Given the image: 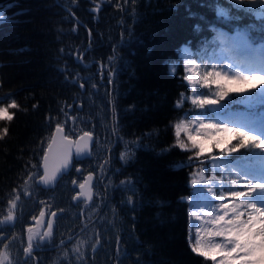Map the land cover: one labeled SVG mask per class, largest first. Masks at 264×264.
<instances>
[{
	"label": "trees",
	"instance_id": "16d2710c",
	"mask_svg": "<svg viewBox=\"0 0 264 264\" xmlns=\"http://www.w3.org/2000/svg\"><path fill=\"white\" fill-rule=\"evenodd\" d=\"M97 4L99 11H91ZM232 4L0 0L5 18L0 22V106L12 99L19 105L10 109L12 121H0V129H8L0 139V220L8 214L10 200L17 205L14 219L0 223V236L7 237L0 247L8 244L14 264L26 259L35 264L23 256L24 228L36 214L34 179L57 124L69 136L89 131L98 145L116 144L109 156L107 198L96 220L90 223L102 197L97 209L89 210L71 203L72 194L57 202L52 193L49 208L64 211L58 230L63 237H74L35 253L38 264H212L192 253L188 241L186 199L194 197L190 175L202 165L189 160L192 152L174 147L175 124L193 111L189 101L176 107L182 92H192L183 79L179 53L184 45L194 54L201 51L214 34L213 26L233 31L253 24L250 39L264 41V20ZM217 7L240 19L223 20ZM173 63L178 64L175 75L170 74ZM197 91L204 88L198 85ZM257 107L251 111L260 116L264 105ZM125 152L129 156L122 159ZM248 154L241 150L231 157ZM101 155L95 147L93 157ZM105 158L102 167H87V161V172L102 175ZM201 159L210 162L206 155ZM70 185L65 177L59 187L66 193ZM28 191L31 197L26 199Z\"/></svg>",
	"mask_w": 264,
	"mask_h": 264
},
{
	"label": "snow or ice",
	"instance_id": "6c2138e0",
	"mask_svg": "<svg viewBox=\"0 0 264 264\" xmlns=\"http://www.w3.org/2000/svg\"><path fill=\"white\" fill-rule=\"evenodd\" d=\"M232 7L245 12L259 7L256 16L264 20V0H239L233 2ZM99 9L100 5L97 4L91 11L97 12ZM216 13L226 21L240 19L224 7H217ZM4 19L0 14V22ZM196 27L199 30L200 26ZM255 27L250 24L244 30L237 29L235 36H230L213 26L215 36L211 41V52L206 45L195 54L187 46L179 53L185 60L186 74L183 79L191 87L192 93L186 95L182 92L176 107L180 108L190 101L193 111L188 114L191 118L186 116L175 124L174 147L192 152L190 161L195 159L205 165L201 157L206 155L211 162V175H206L209 171L207 166L192 173L191 184L198 187H195V199L190 204L189 214L190 221L194 217L199 223L190 222L189 247L192 253L212 264H264V155L256 151L264 154V113L257 116L251 111L256 105H264V41L254 45L249 40L248 31ZM261 30L264 31V27ZM177 68L178 64H171L170 74L175 75ZM255 80L260 81L259 85H253L258 91L250 92L245 85ZM197 85L208 89V92L197 91ZM233 94L239 99H234ZM233 104H242L246 110L233 111ZM18 108L14 99L0 106V121H12L14 113L10 109ZM7 132L6 127L0 129V139ZM182 134L186 142L181 139ZM57 136L60 138L59 155L50 172L49 153L53 144L57 143ZM92 139V134L84 131L78 139L72 140L65 134L64 125L57 124L52 142L44 153V175L39 180L44 184L55 180L58 173L69 167L73 150L77 158L87 154ZM241 150L249 154L229 158ZM128 156L127 152L121 154L122 159ZM76 171L80 173L81 169L77 168ZM92 179L89 174L84 182L78 184L81 190L79 195L88 200L92 198L91 188L88 187ZM226 180L228 183H225ZM73 184H77V180H73ZM16 206L14 200L9 201L10 210L0 223L14 219ZM45 215L42 209L40 218ZM56 215L55 212L51 213L52 217ZM38 223H46L47 230L37 234L40 241H45L53 234V220L41 219ZM191 229L195 230L194 238ZM28 232V245L24 253L26 258L31 259L36 237L32 234V228ZM5 239L7 237L0 236V243ZM61 243L64 244V241ZM0 264H10L7 245L0 250Z\"/></svg>",
	"mask_w": 264,
	"mask_h": 264
},
{
	"label": "flooded vegetation",
	"instance_id": "af4514ba",
	"mask_svg": "<svg viewBox=\"0 0 264 264\" xmlns=\"http://www.w3.org/2000/svg\"><path fill=\"white\" fill-rule=\"evenodd\" d=\"M82 92H84V88H80ZM73 104H76V109L77 110H80L77 108V105L80 104L78 102V100H74L73 101ZM70 108V109H69ZM68 108V111H72V107L70 106ZM83 133V132H81ZM81 133H79L78 135H80ZM91 133V132H90ZM66 134V132H65ZM92 134V133H91ZM78 135L76 136H69L71 138H76ZM93 138H94V141H93V146H92V156L91 158H85V159H82V160H79V161H74L73 164H72V168L70 169V171L68 172L67 175H64L59 181L58 183L56 184L55 188L53 189H43L39 186H36L35 184V180L40 176L41 174V171H40V174L34 179V188L36 190V206H35V210H36V214H34L33 216H31L27 223H26V226L24 228V245H23V256L24 258L26 257L25 256V253H24V248L27 247L28 245V235H29V232L27 231V229L29 228H32L35 226L34 223H31V220L33 219V217H38V215L40 214V211L43 209L45 212H46V215H45V221H47L49 219V216L52 212H58V211H62L64 213L63 210H51L49 207H51V204H50V201L53 200V196H52V193H55V201L57 202H61L63 200H67L69 199V196L72 194V196L70 197V202H72V198L73 196L77 193V189H76V186L84 179V176L88 173H92L93 174V183H92V200L89 204H86L84 200H80V201H77L75 203H82L83 206L89 208V210H91L90 208L92 209H97V206L98 204L100 203L99 200L101 199L102 197V202H101V206L99 207L98 211L96 212L95 216L91 218V222H93L94 220H96L100 214H101V211L104 207V204H105V200L107 198V187H108V183H109V172H110V159H109V156H110V153L113 149V147L115 146L116 144V141H113V144H110L109 142H102L101 145H98L99 144V140L97 141L95 135H93ZM103 138H101L102 140ZM47 146V145H46ZM97 147V152H99V155L103 154L106 158V164L103 165V168L104 169V172L102 173V175H99L98 173L96 172H87L86 170V167H85V163L87 161H90L88 165H86L87 167L92 165L95 163L94 161L96 159L93 157L94 155V148ZM46 149V148H45ZM45 151V150H44ZM44 154V153H43ZM43 156V155H42ZM103 157V156H102ZM93 158V159H92ZM42 159V158H41ZM103 162V160H102ZM101 162V163H102ZM41 164V162H40ZM91 166V167H92ZM101 167H102V164H101ZM77 168H80L81 169V172L78 173L76 171ZM39 170H40V165H39ZM69 178V180L71 181V185H70V190L69 191H65L66 193L63 192V188L62 186L59 187V184L61 182V180L63 178ZM73 180H77V184H73ZM68 183V180H64L63 183ZM59 187V188H58ZM28 194V196H27ZM46 194L48 196H46ZM51 196V199L48 200L47 198ZM31 197V193L28 191L25 193V198L28 199ZM43 202V203H42ZM53 202V201H52ZM74 204V203H73ZM63 213L58 215L55 219H54V227H53V234L51 237H49L48 239H46L45 241H40L38 239V236L37 234L38 233H42L43 231H46L47 227H46V223L43 224L42 226V229L40 231H33V235L34 237V240H33V243L36 245V247L33 249V253H32V258L35 262V264H38V260L36 258V255L35 253H40V252H43V251H47V250H53L57 247H59L62 243L61 241H68L70 239H72L74 236L71 235V236H64L63 237V233L59 232L58 230V227H60V223H61V219L60 218H63ZM85 219V218H83ZM79 233V232H78Z\"/></svg>",
	"mask_w": 264,
	"mask_h": 264
},
{
	"label": "water",
	"instance_id": "95a60500",
	"mask_svg": "<svg viewBox=\"0 0 264 264\" xmlns=\"http://www.w3.org/2000/svg\"><path fill=\"white\" fill-rule=\"evenodd\" d=\"M80 88H83V87H81V85H80ZM77 108L80 109V108H81V104H78V105H77ZM69 109H70V108H69ZM55 128H56V127H55ZM55 128H54V130H53V132H52V135H51V137H50V140H49V142H48V144H47L45 150L48 149V145H49V143L52 142V136H53V134H54V132H55ZM82 134H83V133H81L80 135H82ZM80 135H78L76 138H71V137H70V138H71L72 140H76V139H78V137H79ZM92 137H93V136H92ZM93 141H94V138L92 139V141L89 142V149H88V153H87V154H84V155H82V156H80V157L77 158V157L75 156V152H74V150H73V158H72V160H71V162H70L69 167H68L67 169H65V170H62L60 173H58L56 179L53 180V181H51V182L48 183V184H44L42 181L39 180V177L44 175V168H43L44 154H43L42 159H41V164H40V171H41V174H40V176L35 180V184H36V186H39V187H41V188H43V189H53V188H55V186H56V184L58 183V181H59L64 175H67V174H68V172H69L70 169L72 168V164H73L74 161H79V160H82V159H85V158H91V156H92V146H93ZM59 143H60V138H59V136H57V143L53 144V148H52L51 152L49 153V171H50V172H51L52 167L55 165L56 160H57L58 155H59V151H58V149H59ZM44 153H45V151H44ZM89 174H91L92 177H93V174H92V173H88V174H86V175L84 176V179H83L80 183L84 182V181H85V178H86ZM93 178H94V177H93ZM92 183H93V179H92V181L90 182V184L88 185V187L91 188V191H92ZM76 189H77V193L73 196V198H74V197H77V199H73V198H72V202L75 203V202H77V201L84 200L86 204H89V203L91 202L92 198H91V200H88V199H86L84 196L79 195L80 192H81V190H80V188H79L78 185L76 186ZM92 192H93V191H92ZM27 196H28V194H27ZM55 213L57 214L55 217H52L51 214H50V216H49V219H52V220H53V227H54V219H55L58 215L62 214L63 212H62V211H58V212H55ZM41 219L45 221V217L40 218V214H39L38 217H37V219H35V220L32 219V220H31V223H34V224H35V226L32 227V230H33V231H40V230L42 229V226H43L44 223H38V220H41ZM46 230H47V229H46ZM27 231H28V229H27Z\"/></svg>",
	"mask_w": 264,
	"mask_h": 264
},
{
	"label": "rangeland",
	"instance_id": "374dc122",
	"mask_svg": "<svg viewBox=\"0 0 264 264\" xmlns=\"http://www.w3.org/2000/svg\"><path fill=\"white\" fill-rule=\"evenodd\" d=\"M232 3L233 2H239V0H230ZM260 11V9H259V7H257L254 11H252L253 13H255V15H254V17L255 18H257V16H256V12H259ZM221 31H224V32H226V33H228L230 36H235L236 35V31H237V29H240V30H244L243 28H235L233 31H228V30H226V29H223V28H219ZM214 36H215V33L213 34V36L211 37V40L208 42V47H209V52H211V48H212V46H211V41L213 40V38H214ZM248 38H249V40L254 44V45H259L261 42H255V41H253L252 39H250V36H249V34H248ZM185 46H187V45H184V46H182L181 47V50L185 47ZM188 47V46H187ZM180 50V51H181ZM203 50V49H202ZM180 56V55H179ZM180 59H181V67H182V69H183V73H184V75L186 74L185 73V67H184V65H185V60L180 56ZM201 71H202V69H201ZM184 77V76H183ZM257 81H259V80H255V82L254 81H252L251 83H249V84H247V85H245V87H247L248 89H249V91L250 92H256V91H258V88H255V87H253V85H259V83H260V81L257 83ZM187 84V83H186ZM198 86V85H197ZM188 87L191 89V87L188 85ZM192 90V89H191ZM204 92L206 93V92H208V89H204ZM192 93V92H191ZM191 93L189 94V95H191ZM233 98L234 99H239V97L238 96H235V94H233ZM190 102V101H189ZM258 105H256L255 106V108L254 109H252V110H257L258 108H260V107H257ZM236 107H240V109H237ZM241 108H244V109H241ZM232 110L233 111H245L246 110V108H245V106L244 105H242V104H233L232 105ZM262 113H264V112H262ZM188 116V118H191L189 115H187ZM185 117L186 116H183L180 120H182V119H185ZM179 120V121H180ZM182 137H183V139H185V142H186V138L183 136V134H182ZM259 155H264V154H259ZM103 154L101 155V156H98L97 157V159L94 161L95 163L93 164V166L95 165L96 167H99L102 163V160H103ZM238 156H233V157H229V158H237ZM250 163H256L255 161H249ZM210 164H211V162H209L208 164H205V165H202V166H207L208 168H209V171L206 173V175H211V168H210ZM202 166H200V167H202ZM199 167V168H200ZM198 169V168H197ZM197 169H195V171L197 170ZM191 176V179L193 178L192 177V174L190 175ZM225 183H228V181L226 180L225 181ZM192 185V184H191ZM192 187H193V193H194V197L192 198V199H186V201H187V203H188V209H187V212H188V241H189V234H190V222L192 223V224H198L199 222L198 221H196L195 220V218L194 217H192L191 218V221H190V204H191V202L195 199V187H198V186H193L192 185ZM10 210V209H9ZM8 210V211H9ZM194 210V209H193ZM14 215H15V212H14ZM191 234H192V236H193V238H194V234H195V230L194 229H191ZM5 245H7V253H8V244H3L1 247H0V250H2V249H4V247H5ZM8 260L10 261V264H14L15 263V261L13 260V259H11L10 258V256H9V253H8Z\"/></svg>",
	"mask_w": 264,
	"mask_h": 264
},
{
	"label": "bare ground",
	"instance_id": "6f19581e",
	"mask_svg": "<svg viewBox=\"0 0 264 264\" xmlns=\"http://www.w3.org/2000/svg\"><path fill=\"white\" fill-rule=\"evenodd\" d=\"M255 82V81H254ZM259 81H257V83H258Z\"/></svg>",
	"mask_w": 264,
	"mask_h": 264
}]
</instances>
